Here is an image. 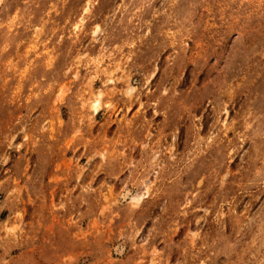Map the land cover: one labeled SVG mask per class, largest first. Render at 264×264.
<instances>
[{
    "label": "rangeland",
    "instance_id": "obj_1",
    "mask_svg": "<svg viewBox=\"0 0 264 264\" xmlns=\"http://www.w3.org/2000/svg\"><path fill=\"white\" fill-rule=\"evenodd\" d=\"M0 264H264V0H0Z\"/></svg>",
    "mask_w": 264,
    "mask_h": 264
},
{
    "label": "bare ground",
    "instance_id": "obj_2",
    "mask_svg": "<svg viewBox=\"0 0 264 264\" xmlns=\"http://www.w3.org/2000/svg\"><path fill=\"white\" fill-rule=\"evenodd\" d=\"M251 180V179H250ZM145 195V192L144 193H141V194H138V195H134L133 197H131L130 201L132 204H137L139 199Z\"/></svg>",
    "mask_w": 264,
    "mask_h": 264
}]
</instances>
